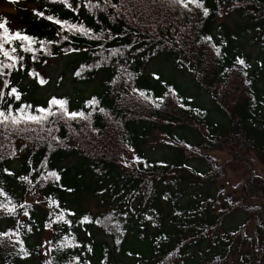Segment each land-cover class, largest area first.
I'll list each match as a JSON object with an SVG mask.
<instances>
[{"label":"trees","instance_id":"trees-1","mask_svg":"<svg viewBox=\"0 0 264 264\" xmlns=\"http://www.w3.org/2000/svg\"><path fill=\"white\" fill-rule=\"evenodd\" d=\"M203 3L207 16L171 0H0L14 10L0 22L35 38L31 52L5 43L23 57L0 76L22 93L5 97L13 110L56 97L87 117L56 105L0 124V203L16 206L0 208V264H264V0ZM60 60L73 88L46 97Z\"/></svg>","mask_w":264,"mask_h":264},{"label":"snow or ice","instance_id":"snow-or-ice-1","mask_svg":"<svg viewBox=\"0 0 264 264\" xmlns=\"http://www.w3.org/2000/svg\"><path fill=\"white\" fill-rule=\"evenodd\" d=\"M104 2L106 4H110V0H104ZM171 3L175 5H182L184 8H188L189 3H194L196 4L197 7L203 9V14L205 16L209 14V9L204 6L203 0H171ZM67 6L71 7V4H68ZM111 6L116 7V5H111ZM97 7H99V4H97ZM37 14L40 16L44 15L43 12H39ZM47 19L54 21L55 24L61 25L62 27L64 25H68V21L54 19V17L52 16H48ZM68 28L69 30L78 31L84 34H88L89 32H91V29H86L83 25L71 24V25H68ZM0 30H2V32H0V55H3L6 58V60L9 61L8 63L0 61V76H3V75H8L7 73L4 72V69L14 68L20 60H23L22 56H17L14 54L16 53L15 47L11 48L10 51L5 50V43L12 44L14 41H20L21 43L19 46L23 48L24 51L31 52L33 51L31 44L35 42V38L25 33H22V31L20 30L12 31L11 29L7 27L6 20L3 22H0ZM64 38L67 39V37H64ZM205 39L211 40L212 38L209 36V37H206ZM43 43H44L43 41H40L41 45H43ZM216 51H217V54H219V48H217ZM237 63L244 65L245 61L243 59L237 58ZM44 82L45 81L43 79L40 80V83H44ZM10 84H11L10 80H4L3 88L0 89V105H6V107L0 106V124L6 125L7 122H11L13 125H19L21 122L41 123L44 120H46L48 116L56 115V111H53V108H52V106H56V105L59 106L58 111H61L62 115L68 116L69 118H72V119H75L77 117L87 118L83 111L69 112L66 106L67 101L64 99H57L56 97L51 98V100L49 101V107H38L35 113L27 111V109H30L32 107L31 105H27V104L21 107H17L15 110H13L12 105L8 103L5 97H14L15 100H20L22 93L14 86L10 88V91L5 93L3 89L8 88ZM160 99L162 100L163 98L161 97ZM94 102L95 101L93 100V101H89L88 103L92 104ZM181 107H183V105H181ZM100 110L103 111V109H100ZM135 159L137 161L140 160L139 157H135ZM4 171L7 172L8 170L5 169ZM9 174L11 175V173ZM50 175L59 178L57 173L55 172L50 173ZM20 179L27 180L28 177L24 176V177H20ZM0 194H3L5 197L8 196V193L2 187H0ZM21 207H23V205H21ZM0 208L5 209L9 214H14L16 211V206L11 203L10 198H9V203H0ZM25 214L27 215V213ZM72 215L74 216L75 213H72ZM59 219L64 220L63 214L60 215ZM85 220H87V218H85ZM67 223H71V221H67ZM48 226L51 227L50 224ZM10 234H11V230L9 232L0 233V237H8L10 236ZM16 238L17 240H19L20 238L19 232L16 233ZM21 244H23L22 241H21ZM72 246L77 247L78 245L73 244ZM89 251H91L90 247H89ZM23 254L25 256L30 255L27 249H23ZM75 260L79 261L80 257L77 256ZM68 264H72V261H69Z\"/></svg>","mask_w":264,"mask_h":264},{"label":"rangeland","instance_id":"rangeland-1","mask_svg":"<svg viewBox=\"0 0 264 264\" xmlns=\"http://www.w3.org/2000/svg\"><path fill=\"white\" fill-rule=\"evenodd\" d=\"M13 7L5 4L0 7V16L5 15L7 13H12ZM227 22L231 23V19L228 17ZM63 60L53 62L46 70L47 75L49 76L50 81L47 85L43 86L40 89V92L43 93L46 97L53 94V93H71V89L73 88V84L70 80L61 81L60 80V73L62 70ZM216 159L220 162H224L228 159V155L225 152H216L214 153ZM133 153L131 150H127L124 155L120 157L122 160L123 165H129L132 162ZM238 182V175L233 171L227 170L226 177L221 181V183L227 188V190H232L236 187ZM37 198L30 196L28 200H36Z\"/></svg>","mask_w":264,"mask_h":264}]
</instances>
